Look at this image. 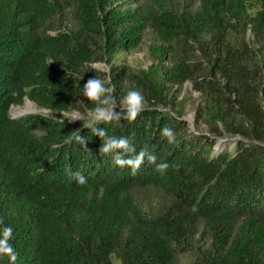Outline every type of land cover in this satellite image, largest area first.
Returning <instances> with one entry per match:
<instances>
[{
  "label": "trees",
  "instance_id": "obj_1",
  "mask_svg": "<svg viewBox=\"0 0 264 264\" xmlns=\"http://www.w3.org/2000/svg\"><path fill=\"white\" fill-rule=\"evenodd\" d=\"M139 1L0 0V218L16 264H264V0ZM145 30L153 62H119ZM95 76L117 101L142 93L134 122L99 126L166 171L146 160L132 175L63 119L95 107L82 96ZM185 82L207 133L181 118ZM25 99L51 113L10 117ZM77 130L86 148L66 142ZM223 135L232 148L214 151Z\"/></svg>",
  "mask_w": 264,
  "mask_h": 264
},
{
  "label": "clouds",
  "instance_id": "obj_2",
  "mask_svg": "<svg viewBox=\"0 0 264 264\" xmlns=\"http://www.w3.org/2000/svg\"><path fill=\"white\" fill-rule=\"evenodd\" d=\"M92 68L95 70V65ZM82 89V96L87 101L93 102L95 107L89 109L86 114L73 109L71 113H62V116H67V120L70 122L83 121L84 128L90 129L91 134L100 138L102 146L99 149V154H113V163L121 169L129 168L132 175L137 174L146 160L150 164H155L157 171L164 172L168 169L167 163L156 164L157 158L149 151L147 145L137 152L135 145L130 142L129 138L109 135L106 128L99 126L112 122L119 123L121 120L129 123L134 122L144 110V96L139 90L129 89L117 101L113 95L115 86H106V82L96 76L90 78ZM117 108L120 109L119 113L116 111ZM61 122L63 123V120ZM161 135L167 138L169 144L175 142V134L170 128H163ZM72 140L86 148V138L81 136L79 130L69 134L66 142L70 143ZM69 175L75 179L78 185L87 184V179L80 173H72L69 170ZM13 232L14 229L10 225H5L3 219L0 218V258L6 257L8 264H16L18 259V254L10 242L13 239Z\"/></svg>",
  "mask_w": 264,
  "mask_h": 264
},
{
  "label": "rangeland",
  "instance_id": "obj_3",
  "mask_svg": "<svg viewBox=\"0 0 264 264\" xmlns=\"http://www.w3.org/2000/svg\"><path fill=\"white\" fill-rule=\"evenodd\" d=\"M151 3L152 0H140L138 4L141 7V9H146L150 7ZM253 9L254 6L252 5L251 10ZM150 42H151L150 34L147 30H145L142 33L140 42L136 46V48L129 51L120 52L117 56L118 61L122 62L123 64H127L133 69H146L147 66L153 62L148 51ZM95 67H97L100 70H105L102 64L95 65ZM178 100L180 103L181 118L188 123V128L191 130L195 129L202 133H207L203 124H199L197 127L193 126L194 107L199 102V94L191 89L189 82H185L183 84L182 89L178 95ZM21 111L24 113L21 114ZM8 113L10 117L15 118L25 114L48 115L51 112L46 111L45 109L42 108H38L32 102L25 99L22 105L11 106L9 108ZM63 119L67 120L68 117L63 116ZM77 121H72V122H77ZM233 139H234L233 137L227 135L217 137L216 144L213 147L214 151H219V150L229 151L232 148ZM185 258L188 259L187 256Z\"/></svg>",
  "mask_w": 264,
  "mask_h": 264
},
{
  "label": "bare ground",
  "instance_id": "obj_4",
  "mask_svg": "<svg viewBox=\"0 0 264 264\" xmlns=\"http://www.w3.org/2000/svg\"><path fill=\"white\" fill-rule=\"evenodd\" d=\"M22 113H24V112L21 111V114H22Z\"/></svg>",
  "mask_w": 264,
  "mask_h": 264
},
{
  "label": "water",
  "instance_id": "obj_5",
  "mask_svg": "<svg viewBox=\"0 0 264 264\" xmlns=\"http://www.w3.org/2000/svg\"><path fill=\"white\" fill-rule=\"evenodd\" d=\"M21 116V115H20Z\"/></svg>",
  "mask_w": 264,
  "mask_h": 264
}]
</instances>
